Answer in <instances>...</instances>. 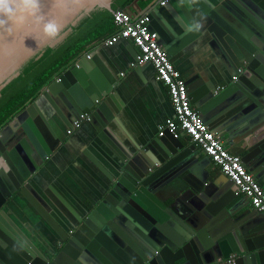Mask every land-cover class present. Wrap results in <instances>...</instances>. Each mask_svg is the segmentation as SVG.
Masks as SVG:
<instances>
[{"label":"water","instance_id":"obj_1","mask_svg":"<svg viewBox=\"0 0 264 264\" xmlns=\"http://www.w3.org/2000/svg\"><path fill=\"white\" fill-rule=\"evenodd\" d=\"M138 1L135 0L132 5L136 9ZM173 1L179 0H156L145 12L151 19L152 30L158 34L169 57L179 47L176 41L172 43V39L181 35L180 27L174 21L173 10L170 9ZM221 1L202 0L213 11H218L223 5L230 12V18L226 17L225 20L231 30L212 35L221 45L217 54L232 77V82L221 93L208 85L199 90L197 88V91L188 90L190 103L202 114L204 104H214L229 94H234L238 103L246 99L251 102L243 110L244 114L250 108L256 110L252 114L257 113L258 109L264 113V8H260L261 5L253 0ZM162 2L165 4L161 5ZM198 6L202 14L206 15V9L200 3ZM96 8L113 12L111 0H0V92L19 75L20 69L29 59L39 58L46 48L57 45L67 34L69 27ZM248 16L256 17V24L252 25L251 18L245 24L242 18L247 20ZM208 17L211 15L208 14ZM232 18L243 21L241 25L246 29H239ZM213 29L209 27L212 33ZM174 32L178 34L175 35ZM251 33L256 37L255 40L251 39ZM137 55L138 52H135V58ZM93 63H96L95 59L91 60L86 55L81 57L49 84L44 93L45 96L57 95L66 104L65 107L69 109L63 108L66 110V117H74L70 126L83 113H89L90 122L94 125L100 116L106 121L114 118L105 104L108 103L116 112L113 107L116 100L111 87L114 84L111 80L110 84L104 82L97 71H92ZM199 93L201 97L197 99ZM229 123L225 125L229 126ZM260 125L262 124L254 123L252 138L249 132L245 135L247 137L237 142L243 144L233 147L235 140L230 135L228 143L234 148L230 152L236 156L244 154V151L248 156L261 155L264 170V142L259 132ZM95 127L102 136L101 132L105 127L100 124ZM19 129L25 132L34 148L32 133L37 136L42 144L40 148L36 145L35 149L43 160L51 155L57 145L35 102L0 130L2 264H33L34 260L30 247L20 248L13 242L15 237L10 233L3 213L6 200L16 191L26 197L60 235L64 245L61 246L58 257L67 248L76 245L90 251L95 242L104 240L102 246L112 256L116 255V250L112 248L124 249L123 253L117 251L122 257L118 262H113L115 264H185L188 259L193 264H215L217 260H226L231 256L235 257L232 264H264L260 260L261 251L264 250V228H260L264 225V215L239 206V200L248 199L238 195L236 187L226 177V186L229 188L225 186L226 190H219L217 196L211 195L212 186L207 183L210 174L202 170V160L200 161L193 148H185L173 138L169 142L161 137L155 138L135 155L121 153L120 159L127 162L126 169L133 182H125V179L116 181L103 200L83 219L72 213L59 197L50 196L52 193L46 192L72 225L68 232L58 229L50 219L48 207L28 184L36 167H26L29 163L25 155L20 153L19 147H26V141L22 140L17 147L8 150L7 144ZM112 143H117L114 138ZM244 145V150H238V147L241 149ZM27 150L29 152L26 155L32 159L30 147ZM204 159L210 161L208 157ZM182 174H186L182 179L186 185L183 195L172 205L159 201L157 193ZM228 214L232 220L230 223L225 221ZM8 233L9 240L6 236ZM7 242L13 250H2Z\"/></svg>","mask_w":264,"mask_h":264},{"label":"crops","instance_id":"obj_2","mask_svg":"<svg viewBox=\"0 0 264 264\" xmlns=\"http://www.w3.org/2000/svg\"><path fill=\"white\" fill-rule=\"evenodd\" d=\"M154 1L156 0L148 4L146 8L138 6L139 10L133 7L125 12L132 16L145 14ZM254 1L261 5L260 8H264V0ZM221 2L225 3V0ZM199 3L206 9V15L202 14L198 8ZM229 5L231 6V4ZM170 9L173 10L175 24L181 30V35L172 39V43L176 41L179 47L170 59L181 73L187 89L193 92L197 91V88L198 90L205 88L206 85L214 87L215 91L217 88H227L232 82V77L217 54L221 45L216 39H213V35L231 30L225 20L226 17H229L228 13L230 14V12L223 5L218 11H213L202 0L173 1ZM208 14L211 17H208ZM250 18L252 25L256 24L255 22L258 20L256 17L248 16L247 20L245 18L242 20L247 24ZM232 21L239 29H246L241 25L243 21L236 18H232ZM209 27L214 28L213 33L209 31ZM174 34L178 33L174 32ZM253 35L251 33V39L255 40L256 37ZM159 43L164 48L160 40ZM135 52L138 50L132 42L120 40L111 47L96 46L85 54L89 55L91 60H96V63H93L91 67L92 71H97L104 82L109 83L111 80L114 84L111 87L116 100V103H113L116 112L108 103H105L114 117L112 120L106 121L100 116L95 125L85 122L79 130L67 136L66 132L70 121L74 119L73 114V118L66 117V110L63 109L66 104L57 95H44L46 86L34 102L37 110L48 123L53 138L57 141L54 151L46 160H43L35 149L36 145L41 147L40 140L32 133L35 140L34 148L22 129H19L7 144L10 151L17 147L22 140L26 141V147L23 145L19 147L20 153L25 155L27 163H29V165L26 164V167L34 165L36 167L28 184L44 201L49 209L50 219L58 229L68 232L72 229V225L46 192L52 193L50 196L59 197L72 213L82 219L85 218L103 200L116 181L125 179V182L127 180L133 182L126 169L128 164L120 159V154L128 152L129 155H135L138 153L145 145L158 138V127L166 119L173 117L167 89L156 80L153 67L150 65L132 67ZM221 91L217 93H221ZM200 97V93L197 94V99ZM236 100L234 94H229L225 99L214 104H204L202 106L203 113H200L203 122L222 140L229 152L234 149V146L243 144V142H237L247 137L245 136L247 133L250 132V138L254 136L251 134V130L255 129L254 123L263 125V128L260 125L259 132H261L262 142H264L263 111L258 109L257 113L252 114V111L256 110L250 108L244 114L243 110L249 107L251 102L246 99L238 103ZM193 108L199 112L198 108L195 106ZM227 122H230L229 126L225 125ZM99 124L105 127L101 132L102 136L95 127H99ZM228 135L235 140L233 147L228 143L230 139ZM112 138L117 143L113 144ZM162 139L169 142L172 137L165 135ZM173 140H178L185 148H193L192 150L197 153L200 161L202 160L204 166L202 170L210 174L207 183L212 186L211 195L217 196L219 190L229 188L226 186L228 181L220 170L211 161H206L204 158L207 156L186 136L182 135ZM51 143H53L52 140ZM29 147L32 159L26 155L29 152L27 150ZM245 147V145L241 149L238 147V150H244ZM243 153L238 155L242 164L264 189V170L261 165L263 158L258 154L257 157L253 154L248 156L246 151ZM185 175L182 174L172 184L162 188L156 195L157 199L167 205H172L175 200H178L186 191V185L182 182ZM56 197L55 200H57ZM238 204L242 205L244 210H249L252 213L255 211L245 198L239 200ZM3 213L10 233L16 239H13V242L20 248L22 246L30 247V251L33 253V264H115L113 262H118V259L122 257L121 253L124 252V249L120 247L119 250L112 248L116 250V255L112 256L102 246L105 241L101 240L100 243L93 244L94 250L91 247L90 251H86L76 245L67 248L66 252L58 257L60 248L64 245L60 235L19 191L6 200ZM225 221L232 222L229 214ZM260 228H264V225ZM6 236L9 240L10 234L8 233ZM2 248V250L11 248L10 243L7 242L6 247ZM11 250L13 249L11 248ZM117 251H121V253L119 254ZM261 257L260 260L264 263V250L261 251ZM0 264H2L1 261ZM185 264H193V262L188 259Z\"/></svg>","mask_w":264,"mask_h":264},{"label":"built area","instance_id":"obj_3","mask_svg":"<svg viewBox=\"0 0 264 264\" xmlns=\"http://www.w3.org/2000/svg\"><path fill=\"white\" fill-rule=\"evenodd\" d=\"M150 23L151 19L147 14L132 16L127 12L117 11L114 13V25L117 31L106 38L101 45L111 47L120 40L132 42L138 50L132 67L145 65L153 67L156 80L167 89L173 109V117L166 119L158 127V137L169 135L173 139H178L182 135L186 136L210 159L222 175L233 183L236 193L246 197L252 209L264 215V189L253 175L247 172L240 157L227 150L222 140L209 129L199 112L193 108L186 82L160 45L158 34L152 30ZM86 56L90 58L89 55ZM223 89V87L217 88L216 92ZM85 122H90L89 113L80 114L74 120L66 132L67 136L79 130ZM234 259L235 257L231 256L226 260H218L215 264H232Z\"/></svg>","mask_w":264,"mask_h":264},{"label":"trees","instance_id":"obj_4","mask_svg":"<svg viewBox=\"0 0 264 264\" xmlns=\"http://www.w3.org/2000/svg\"><path fill=\"white\" fill-rule=\"evenodd\" d=\"M135 0H111L110 12L96 8L84 14L62 40L53 48H46L39 57L29 59L19 75L0 92V130L28 105L42 89L66 72L78 59L117 31L114 13L133 8ZM153 0H139V8H146Z\"/></svg>","mask_w":264,"mask_h":264},{"label":"clouds","instance_id":"obj_5","mask_svg":"<svg viewBox=\"0 0 264 264\" xmlns=\"http://www.w3.org/2000/svg\"><path fill=\"white\" fill-rule=\"evenodd\" d=\"M0 11H2V10H0Z\"/></svg>","mask_w":264,"mask_h":264}]
</instances>
